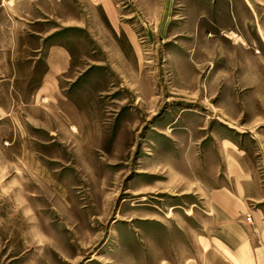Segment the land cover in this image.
<instances>
[{
    "label": "rangeland",
    "instance_id": "rangeland-1",
    "mask_svg": "<svg viewBox=\"0 0 264 264\" xmlns=\"http://www.w3.org/2000/svg\"><path fill=\"white\" fill-rule=\"evenodd\" d=\"M241 3L264 26V0H0V264H233L202 238L224 151L264 187Z\"/></svg>",
    "mask_w": 264,
    "mask_h": 264
},
{
    "label": "crops",
    "instance_id": "crops-1",
    "mask_svg": "<svg viewBox=\"0 0 264 264\" xmlns=\"http://www.w3.org/2000/svg\"><path fill=\"white\" fill-rule=\"evenodd\" d=\"M241 8L239 13L254 14L260 28H264L258 10H251L242 3ZM242 16L238 17L239 26L245 25L241 24ZM59 53L52 67L57 74L69 67L70 58L67 52ZM255 61V69L264 76V55H257ZM228 144L232 143L228 141ZM236 150V154L224 151L222 166L226 173L222 172L223 183L213 185L207 191L209 206L218 226L209 234L210 239L202 240L207 251L212 243L218 245L233 264H264V187L254 175V162L247 152Z\"/></svg>",
    "mask_w": 264,
    "mask_h": 264
},
{
    "label": "bare ground",
    "instance_id": "bare-ground-1",
    "mask_svg": "<svg viewBox=\"0 0 264 264\" xmlns=\"http://www.w3.org/2000/svg\"><path fill=\"white\" fill-rule=\"evenodd\" d=\"M231 34V37L232 38H234V39H236L237 41L239 40V36L236 34V33H234V32H232V33H230ZM190 212H188V214H189Z\"/></svg>",
    "mask_w": 264,
    "mask_h": 264
},
{
    "label": "built area",
    "instance_id": "built-area-1",
    "mask_svg": "<svg viewBox=\"0 0 264 264\" xmlns=\"http://www.w3.org/2000/svg\"><path fill=\"white\" fill-rule=\"evenodd\" d=\"M247 220H248V221H250V220H251V219H250V216H248V217H247Z\"/></svg>",
    "mask_w": 264,
    "mask_h": 264
}]
</instances>
